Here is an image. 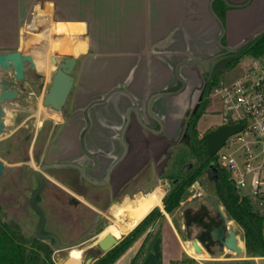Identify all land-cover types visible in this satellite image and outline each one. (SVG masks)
Masks as SVG:
<instances>
[{
    "label": "flooded vegetation",
    "instance_id": "1",
    "mask_svg": "<svg viewBox=\"0 0 264 264\" xmlns=\"http://www.w3.org/2000/svg\"><path fill=\"white\" fill-rule=\"evenodd\" d=\"M63 30H51L50 38L44 36L41 41H35L42 51L48 46L45 40L49 41L53 52L47 56L45 53L36 55L41 59L32 54L33 61L24 62L22 80L30 75L27 85L16 77L12 67L14 75L11 78L3 76L0 89L4 80L10 89L16 91L17 97L21 93L35 94L36 90L44 93L45 97L62 63L72 59L53 47L56 40L68 37ZM77 35L80 36L76 38L88 37V23L84 31ZM222 42H225L224 37ZM83 49L84 43L80 50ZM222 52L223 49L219 48L198 53L191 44L170 50L165 48L162 53L177 55L178 58L168 63L170 75L161 74V79L165 81L162 87L155 88L146 96L144 87L130 85L132 74L129 73L121 81L119 76L112 77L106 83L103 77L96 75L102 67L101 63L93 59L88 61V57L97 55L84 53L80 59L76 58L72 72L74 82L62 109L58 111L44 104L57 115L48 121L50 125L45 124L47 121L39 125L18 121L15 130L7 129L8 132L0 136V161L3 163L0 177L4 183V195L0 198V227L4 239L25 250L39 264H59L60 251L69 254L74 246H83L93 235L98 236L105 223L110 222L114 207L154 189V182L171 180L172 190L181 189L185 177L193 170H196L195 174L204 170L215 181L217 168L211 160L205 137L208 130L202 135L197 130L198 122L208 109L215 81L228 66L212 79L214 63L225 56L216 55ZM236 54L239 55L238 52ZM209 58H212L208 62L209 70L205 71L197 60ZM180 61L193 62V65L184 63L177 76L175 67ZM180 78L184 79L185 86L176 93L183 85ZM191 78L198 83V91L188 99L179 98L187 91ZM156 92L175 93L154 99L151 110L158 118L151 116L147 109L150 96ZM187 101L185 114L182 112L180 115ZM129 106L133 107L130 120L123 128ZM134 107L138 108L147 127L138 121ZM173 110L178 112V116L171 118L169 113ZM204 137L206 147L200 141ZM184 147L197 159V164L191 161L179 164ZM201 157L203 160H200ZM63 163L70 165L42 169L45 164ZM162 189L164 203L169 193L166 188ZM211 197L207 195L206 199L215 213L205 205L195 209L189 207L184 213L187 225L198 226L197 238L210 251L215 246L223 247L219 237L224 228L223 217ZM82 206L86 208L85 213L79 212L74 216L73 208ZM42 214L43 236L39 237L36 231L41 225ZM81 227L82 231L76 233ZM46 235H55L60 246H68L56 249L54 237ZM88 245L83 250L84 254L88 248L91 249ZM91 251L95 261L102 256L99 246Z\"/></svg>",
    "mask_w": 264,
    "mask_h": 264
},
{
    "label": "rangeland",
    "instance_id": "2",
    "mask_svg": "<svg viewBox=\"0 0 264 264\" xmlns=\"http://www.w3.org/2000/svg\"><path fill=\"white\" fill-rule=\"evenodd\" d=\"M76 1H80L81 7L76 11V16L80 15L79 19L82 20L83 18L85 24L88 23L89 35L87 38H76V36L80 35L68 33V37L63 39L62 43L53 46L55 50L59 52L62 50L60 53L64 55L67 53L70 58L80 59L85 55L84 53L97 55V57H88V61L90 59L98 60L102 65L96 75L103 77V80L107 83L110 78L115 76H119V81H121L130 73L132 74V83L130 85L144 87L146 90L145 96L155 88L162 87L165 81L161 79V74L170 75L171 69L168 63L178 58L177 55L162 53L165 48L170 50L191 44L198 53L216 51L220 48L218 38L221 26L210 10L209 0ZM229 1L241 4L247 0ZM20 2V0H0V52L20 50L24 53L30 52L34 54L37 59H41L37 57L39 54L50 55L53 51H51L49 41L45 40L48 45L45 51L35 45V41H41L44 36L48 39V15L50 10L46 8L43 12L41 11V18L39 17L37 20L38 30H41V33L31 32L26 29L24 23L27 17L26 11H29L30 7H27L26 2L21 4ZM23 3L24 6L22 5ZM42 7H45L44 1ZM214 7L221 16L226 29L224 43L234 45L244 40L243 46L238 50L240 58L228 64L218 75L217 80L230 81L235 79L244 68L252 63L253 56L256 57V55L246 53V50L243 49L248 47L253 39L264 31V0H251L247 5L241 7H232L222 0H217L214 2ZM118 24L122 25H120V29L119 26L116 27ZM15 28L19 30L14 34V36L16 35L15 40L14 36L10 40L5 39L4 37L7 34L10 36V33ZM149 32L151 35L150 40H148L149 37L147 36ZM118 33L131 35L136 38L132 40L133 43L131 41L127 42L125 39L119 43L120 39H116ZM138 37L140 38L138 39ZM4 41L7 42L6 45H2ZM83 41L86 43L83 50L75 51L73 49V52L68 48ZM13 42H15L14 45L12 44ZM140 42H144L146 46H143ZM165 42L168 45H156L158 43L164 44ZM82 52L83 55L80 56L79 53L82 54ZM140 52L142 54H139ZM136 54H139V57L134 56ZM259 57L264 58V54L259 55ZM13 75L14 71L11 66L6 70L0 67V79L3 76L11 78ZM29 79L30 75L20 81L27 85ZM198 88L199 85L196 80L191 78L187 91L179 98L185 97L184 99H188L191 94L198 91ZM213 94L214 91H212V95L209 98L207 111H205L198 122L197 131L201 133L200 135L207 130L210 131L216 128L217 124L220 123L221 111L217 110L219 103L214 100ZM141 95L143 94L141 93ZM43 98L44 93L36 90L35 94L21 93L18 97L16 96L7 102H3L6 129L0 136L5 135L7 129L15 130L18 121L34 122L38 125L43 123V121H47L45 124L49 126L48 121H52L51 117L57 115L53 114L51 109L44 105ZM187 103L188 101L184 104L180 115L182 112L185 114L188 107ZM169 114L171 118L178 116L176 110L171 111ZM181 155L179 164L183 162L186 164L190 161L197 164V159L191 156L186 147H184ZM195 171L193 170L185 177L183 186L180 189L181 199L179 205L168 211L166 210L167 208L165 209L164 203H161V199L159 209L162 216L154 218L152 223L138 235L133 245L124 253L125 255L121 259L118 258L115 263L120 259L117 264H142L139 260L144 253H148L146 261L149 258V261L152 262L151 264H187L185 260L188 257L195 260L193 264H254L252 260H249L252 258H248L253 256H250L246 251L243 229L235 220L231 219L224 205L219 200L215 181L210 178L206 171L198 170L196 174ZM154 183V189L149 192L157 188L162 189V187L166 188L168 193L172 191L171 180L168 182L162 180ZM3 187V179L0 177V198L4 195ZM198 193H201V195L197 196ZM207 195L215 198L226 216L229 229H233L236 232L239 238L238 243L244 248L241 254L221 246H215L212 251L206 250L204 254H197L194 251L191 241L197 238L199 229L197 225H187L184 213L189 207L195 209L201 205H205L212 213H215V209L206 199ZM254 207L264 213V208ZM85 210L86 208L83 206L73 208V214L75 216L79 212L85 213ZM82 229V227L78 228L76 233L82 231ZM101 230H103V227ZM104 234L106 233L100 232L96 237L93 235L83 246H74L69 254L67 251H60L59 264L70 263L71 256L82 258L78 264H94L95 260L91 249L98 248L97 239ZM127 234L117 236L123 239ZM87 245H91V249L88 248L85 252L86 254H84L83 250ZM102 255H104V252H102ZM261 264H264V262H261Z\"/></svg>",
    "mask_w": 264,
    "mask_h": 264
},
{
    "label": "built area",
    "instance_id": "3",
    "mask_svg": "<svg viewBox=\"0 0 264 264\" xmlns=\"http://www.w3.org/2000/svg\"><path fill=\"white\" fill-rule=\"evenodd\" d=\"M233 80L213 87L221 125L241 124L216 152L214 164L224 168L235 188L264 208V58L253 56Z\"/></svg>",
    "mask_w": 264,
    "mask_h": 264
},
{
    "label": "water",
    "instance_id": "4",
    "mask_svg": "<svg viewBox=\"0 0 264 264\" xmlns=\"http://www.w3.org/2000/svg\"><path fill=\"white\" fill-rule=\"evenodd\" d=\"M214 1L215 0H210L209 6H210V10H211L212 14L219 21L220 26H221V33L219 35L218 42H219V47L223 49V52L217 54L216 57H219L220 55H225V56L220 58L218 61H216L214 63L213 68H212V79L225 66H227L228 64H230L233 61H236L240 58L239 55H237L236 53L238 52L239 48H241L244 44V40H242V41H240L234 45L224 44L222 42V39L225 36L226 29L224 27V23H223L221 17L218 15V13L215 11V9L213 7ZM223 1L225 3H227L229 6L241 7V6L247 5L251 0H247L241 4H235V3L230 2L229 0H223ZM33 13L34 12L30 13V15L26 21V26H27V29L29 31L38 30V26L36 24L32 23V19L34 16ZM51 26H52V30H54V31L60 29V27L54 21H52ZM212 58L205 59V60L198 59L197 63L200 64L201 66L203 65L204 70L208 71L209 70L208 62H210V60H212ZM25 61H33V57H32V54L30 52L24 53L20 50L0 52V66H2L4 69L9 68L10 66L13 67V69L15 70V75L18 79H22L24 77V62ZM184 63L193 65V62H189V61L178 62L176 64V67H175V72H176L177 76H179L180 68ZM75 64H76V58H72V59L67 60L66 62L62 63L61 68L57 71V73L54 76V80H53V83H52L50 89L48 90V92L46 93V95L44 97V104L46 106L54 107L58 111H60L62 109V106L65 103L66 98H67V96L71 90V87L73 85V82H74L72 72L74 71ZM180 80L183 83V85L178 91H176V93L182 91L184 86H185L184 85L185 84L184 79L180 78ZM125 85H126V83L123 86H125ZM165 94H175V93L156 92L150 96L147 109H148V113L151 116L158 118L157 115L154 112H152L151 105H152V103L156 97H159V96H162ZM15 96H16V91L10 89L9 85L6 84L5 81L3 80L2 87L0 89V134L3 133L4 127L6 125L5 124V118H4L5 110H4L2 103L9 100V99L14 98ZM132 108H133L132 106H129L126 109V114H125L126 122H125L123 128H126V126L129 123L130 112H131ZM134 109H135L136 117H137L138 121L143 126L147 127L146 123H144V121H143L142 115L138 111V108L134 107ZM241 128H242L241 124L221 125V126H218L214 129L208 131L206 133L205 137H206L207 149H208L209 154L211 156H214L216 154V152L224 145L225 140L230 135L234 134L235 132H237ZM69 165H70L69 163L45 164L42 166V169H45V168L51 167V166L65 167V166H69ZM2 171H3V163H2V161H0V175H1ZM41 183H43V182L41 181ZM211 201L214 204L215 208L220 213V215L223 217L222 226H224V228L222 229L220 237H219L220 244L224 248H226L232 252H235L237 254H241L243 252L244 248L239 245L236 232L233 229H229L227 222H226V216H225L224 212L222 211L220 205L216 202V200L213 197H211ZM37 210L40 211V208H37ZM43 223H44V216L42 214L41 225H40L39 229L36 231V234L39 237L43 236L41 234V228H42ZM109 225H110V222L105 223L104 228L108 227ZM101 231H103V230H101ZM46 236L54 237V239H55L54 247L56 249L68 246V244L60 246L57 242L58 238L55 235H46ZM120 239L121 238H116L112 233H107L103 237H99L97 239V243H98V246L105 253V252L109 251L111 248H113L116 244H118ZM191 245L197 254H204V252L206 250H209L208 246H205V247L202 246L201 240L198 238L192 239Z\"/></svg>",
    "mask_w": 264,
    "mask_h": 264
},
{
    "label": "trees",
    "instance_id": "5",
    "mask_svg": "<svg viewBox=\"0 0 264 264\" xmlns=\"http://www.w3.org/2000/svg\"><path fill=\"white\" fill-rule=\"evenodd\" d=\"M243 50H246V53L251 55H263L264 31L255 37L249 46L245 47ZM217 81L218 80H216L215 83ZM200 141L204 144L205 137ZM203 147H206L205 144ZM215 158L216 156H212L211 160L215 161ZM200 160H203V157H201ZM215 166L217 168V177L215 180L217 195L231 219L235 220L243 229L247 253L250 256H264V213L253 206L249 197L242 195L235 188L229 178V173L224 168L219 167V165ZM180 199V189L175 188L168 194L167 198L164 199L165 209L167 208L166 210L171 211L174 207L179 205ZM160 205L156 206L127 236L98 258L94 264H114L115 261L133 245L138 235L152 223L154 218L162 216L159 209ZM1 230L0 227V264H39L38 260L36 258H30V255L26 254L25 250H22L16 244H10L6 241ZM194 262L195 260L190 257L185 260L187 264H193ZM50 264L54 263L51 262Z\"/></svg>",
    "mask_w": 264,
    "mask_h": 264
},
{
    "label": "crops",
    "instance_id": "6",
    "mask_svg": "<svg viewBox=\"0 0 264 264\" xmlns=\"http://www.w3.org/2000/svg\"><path fill=\"white\" fill-rule=\"evenodd\" d=\"M20 4L22 2H26L27 4V7L29 6L30 7V10L29 11H26L27 12V17H26V20H25V25H26V21L30 15V13L34 12V16H33V19H32V23L36 24L38 26V23H37V20L39 19V17L41 18V13L47 9L50 10V13L48 15V27H49V36L48 38H50V31L52 30V26H51V23L52 21L56 22L57 25L61 28H64V32H67L66 36L68 35V33H73V34H79L81 32L84 31L85 27H86V24H85V21L84 19L82 18L79 19L80 15L76 16V11L78 9H80V1H76V0H20ZM43 1H44V4H45V7H42V4H43ZM210 1V0H209ZM24 3L22 4L24 6ZM209 4V3H208ZM214 4V3H213ZM21 5V6H22ZM37 7V8H36ZM40 8V9H39ZM42 11V12H41ZM81 21H84V22H81ZM146 22V21H145ZM150 22V21H149ZM103 23V22H102ZM100 23V24H102ZM115 23V22H114ZM104 24V23H103ZM120 25L121 24H118L116 27L119 26V29H120ZM124 25V24H123ZM122 26V25H121ZM39 28V26H38ZM26 29H27V26H26ZM150 29V28H149ZM18 30V28H15V30L13 29V31L10 33V36L9 34H7L4 38L5 39H11V37L14 36L15 32ZM28 30V29H27ZM19 31V30H18ZM29 31V30H28ZM41 31V30H40ZM39 30H36V31H31V32H40ZM108 32H110L109 30H106ZM119 32V31H118ZM150 32H151V29H150ZM150 32L148 33V37L150 40ZM19 33V32H18ZM41 33V32H40ZM118 36H116V39H120L119 40V43L122 42V40H127L128 41H131L136 38V37H133L131 35H125L123 33H118L117 34ZM15 37L16 35L14 36V40H15ZM140 37H138L139 39ZM3 39V37H2ZM1 39V41H2ZM152 39V38H151ZM57 41V40H56ZM7 42H3L2 45H6ZM56 43V42H55ZM133 43V42H132ZM151 43V42H150ZM13 45L15 44V42L12 43ZM139 44V43H138ZM140 44H143V46H146V44L144 42H140ZM85 46H86V43L84 42V49H85ZM139 54H142V52H140ZM139 54H136L134 56L136 57H139L138 55ZM160 205V203H159ZM263 234H264V229H263ZM177 236V235H176ZM238 238V236H237ZM154 239V238H152ZM239 239V238H238ZM203 246V245H202ZM125 254H123L120 259L124 256ZM148 256V253H144L143 254V257L139 260L142 264H151L152 262L149 261V258L147 259L146 261V258ZM248 258H252V259H249V260H252V262L254 264H261V262H264V256H253V257H248ZM119 259V260H120ZM119 260L117 262H119ZM117 262L115 264H117ZM160 262V261H159Z\"/></svg>",
    "mask_w": 264,
    "mask_h": 264
},
{
    "label": "bare ground",
    "instance_id": "7",
    "mask_svg": "<svg viewBox=\"0 0 264 264\" xmlns=\"http://www.w3.org/2000/svg\"><path fill=\"white\" fill-rule=\"evenodd\" d=\"M63 39L57 40L55 45L62 43ZM83 43L84 41L80 43L78 42V44L72 45L68 48L72 51L73 49L77 51L80 50ZM163 194V189L157 188L152 192L140 194L136 199L127 200L123 204L114 207L112 213L113 216L110 219V225L104 228L101 233H112L116 238H121L117 235H125L129 233L142 220V218L159 205ZM80 261L81 259L79 257L73 256L70 258V263L68 264H78Z\"/></svg>",
    "mask_w": 264,
    "mask_h": 264
}]
</instances>
